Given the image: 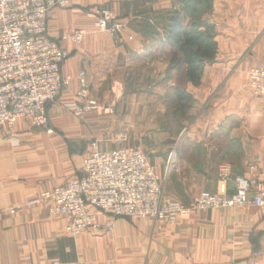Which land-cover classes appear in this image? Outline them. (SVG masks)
Here are the masks:
<instances>
[{"label": "crops", "instance_id": "1", "mask_svg": "<svg viewBox=\"0 0 264 264\" xmlns=\"http://www.w3.org/2000/svg\"><path fill=\"white\" fill-rule=\"evenodd\" d=\"M177 3L72 0L51 10L48 35L68 52L61 70L70 84L48 105L46 127L19 118L10 133L0 130V264H264V214L250 204L195 210L175 224L99 212L110 226L78 235L66 233L65 219L46 204L12 213L78 174L92 142L112 148L119 133L124 144L141 147L166 194L184 204L218 191L221 164L229 169L227 194L237 175L264 179V97L247 84V70L264 62V0H212L205 18L218 49L196 86L179 82L176 71L167 76L161 30L153 37L142 30L147 14ZM101 10L118 25L114 32H90ZM76 29L87 30L79 45L66 38ZM80 71L99 104L76 121L63 104L73 100ZM175 86L193 99L178 130L162 121Z\"/></svg>", "mask_w": 264, "mask_h": 264}, {"label": "built area", "instance_id": "2", "mask_svg": "<svg viewBox=\"0 0 264 264\" xmlns=\"http://www.w3.org/2000/svg\"><path fill=\"white\" fill-rule=\"evenodd\" d=\"M72 0H0V130L10 133L17 119L33 126L46 127L48 105L58 99L70 84L62 74L68 57L58 42L48 35V17L53 8H67ZM108 10L98 12L91 33L114 32ZM87 30L76 29L66 35L79 45ZM248 87L255 97H264V62L249 68ZM78 88L72 101L63 107L77 119L98 108L90 96L85 73L77 74ZM51 131V130H49ZM126 134L114 138L115 146L104 149L97 141L82 157L78 174L51 189H44L17 205L23 208L46 204L49 214L65 219L64 231L71 235L99 232L110 223H102L98 213L111 218H147L155 223L175 224L200 209L233 208L250 204L264 214V179L237 175L234 191L226 193L227 164L218 168V191H201L189 204L166 194L153 165L139 146L124 144ZM54 264H58L55 262Z\"/></svg>", "mask_w": 264, "mask_h": 264}, {"label": "trees", "instance_id": "3", "mask_svg": "<svg viewBox=\"0 0 264 264\" xmlns=\"http://www.w3.org/2000/svg\"><path fill=\"white\" fill-rule=\"evenodd\" d=\"M211 11L212 0H178L171 10L147 14L143 32L153 37L159 28L162 43L170 49L167 76L176 71L178 80L200 84L205 65L215 59L218 49L215 26L205 18ZM172 96V107H177L182 124L192 106V96L180 86L173 88Z\"/></svg>", "mask_w": 264, "mask_h": 264}, {"label": "rangeland", "instance_id": "4", "mask_svg": "<svg viewBox=\"0 0 264 264\" xmlns=\"http://www.w3.org/2000/svg\"><path fill=\"white\" fill-rule=\"evenodd\" d=\"M215 26V25H214ZM215 28V27H214ZM214 31H215V29H214ZM263 33H264V29H263V31H262ZM216 34V33H215ZM240 60V59H239ZM239 60L237 59V62L234 64V66H233V68H236L237 67V64H238V62H239ZM232 68V69H233ZM249 70V69H248ZM248 70H247V73H248ZM179 82H182V79H180L179 78ZM57 100V99H56ZM55 100V101H56ZM55 101H53V102H55ZM52 102V103H53ZM51 104V103H50ZM99 104V103H98ZM174 105V104H173ZM63 108V107H62ZM167 110H169L170 109V112L168 113L167 112V116L168 117H164V118H162V121H164V126L166 125L168 128H174V129H180V128H182V125H181V122H180V119H179V117H180V114H179V112L177 111V107L174 105V107H172V103L170 102H168V104H167ZM171 108H172V110H171ZM65 109V111H67L68 113H70V116L72 115V112L71 111H69L68 109H66V108H64ZM189 111V110H188ZM47 115H48V110H47ZM166 115V114H165ZM71 117H73L74 118V116H71ZM85 117V116H84ZM83 117V118H84ZM82 118V119H83ZM74 119H76V121H79V120H82V119H77L76 117L74 118ZM48 124H49V122H48ZM162 124V125H163ZM81 145V144H80ZM86 147H85V149H84V151H82V150H79L78 152L80 153V154H83V153H85L86 151H87V146H88V143L85 145ZM81 147H82V145H81ZM84 155V154H83ZM161 175H162V173H160V177H161Z\"/></svg>", "mask_w": 264, "mask_h": 264}, {"label": "water", "instance_id": "5", "mask_svg": "<svg viewBox=\"0 0 264 264\" xmlns=\"http://www.w3.org/2000/svg\"><path fill=\"white\" fill-rule=\"evenodd\" d=\"M233 184V183H232ZM233 186H234V184H233Z\"/></svg>", "mask_w": 264, "mask_h": 264}, {"label": "bare ground", "instance_id": "6", "mask_svg": "<svg viewBox=\"0 0 264 264\" xmlns=\"http://www.w3.org/2000/svg\"><path fill=\"white\" fill-rule=\"evenodd\" d=\"M104 140V139H103Z\"/></svg>", "mask_w": 264, "mask_h": 264}]
</instances>
